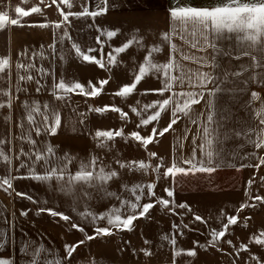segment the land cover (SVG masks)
<instances>
[{
  "label": "snow or ice",
  "instance_id": "obj_1",
  "mask_svg": "<svg viewBox=\"0 0 264 264\" xmlns=\"http://www.w3.org/2000/svg\"><path fill=\"white\" fill-rule=\"evenodd\" d=\"M53 4L57 3V0H52ZM61 4L66 5L68 8L72 7L70 0H60ZM113 5V0H89L88 7H82L81 11L78 12H63L60 11V16L63 18L62 22H57L51 25L52 31V42L47 45V51L49 56L53 59L57 58L58 50L57 45H64L66 40H71V36L67 28L61 32H58L62 28V25L69 22V18L73 17L75 19H85L91 18L94 22L97 18L102 17L107 14ZM41 9L39 7H32L30 11H26L21 7L15 8L16 18H9L6 12L0 13V30L5 29L6 26L12 27H25L26 25L21 24L20 18L28 17L30 13H39ZM169 31L162 32L160 35L161 44H169L172 53L181 52V49L173 43V37L178 36L185 43H189L190 47L196 49L198 52H206L207 49H212L213 56L211 62H209L206 56H189L181 52L182 59L191 60L193 63L199 64L201 68L211 67L215 69L218 67L216 64V56L219 55L223 49L219 46L221 42H231L233 38L238 45L247 43L254 51L264 53V0H221L219 3L195 6L191 4L180 5L178 0H173V5L169 8ZM30 27H40L49 28L50 25L47 23H40L38 25H27ZM87 28L95 29L97 35L95 36V42L99 45V51L103 52L104 45L116 38L120 34V29H109L107 26H98L94 23L87 24ZM134 30L130 34L126 41L122 42L118 46H110V50L107 53V59L101 56L97 58L95 53L97 49L92 46H87L86 49H82L81 45L77 42H72L69 52H74V58L78 61H82L89 64L98 65L100 68H105L106 65H116L117 56L119 54H125L127 50L131 49L134 45L144 48L145 46L141 44L142 38L136 35ZM191 37V41H189ZM103 38V39H102ZM203 44H200V41ZM162 52L161 45H153L150 48H146V55L143 57V61L139 63L138 72H134V80L119 88L115 92L117 97L126 98L134 92L137 85L149 74L158 75L162 87L154 90L161 97L165 93H169L167 98L158 99L152 103L145 104L143 106V111L147 112L149 109H154L152 114L147 115V118H142L139 121L137 127L141 125H149L153 121H158L161 117V113L166 109L171 107V121L159 131L158 135L163 136L173 125H175L182 116L188 117L193 125H198L197 136H193V143L196 142L197 137L200 138L201 143L198 145L201 153L206 155L207 160H197L195 149L190 158L184 159L183 163L189 165L186 169L182 166H178L175 161H173L172 166L168 167L163 173L164 177L169 176L175 178L177 174L188 175L196 173H212L216 169L210 165L213 163L214 153V143L219 140L218 129L220 127L218 121H216V116L218 113L217 105L219 103V96L231 92L230 89H225L223 85L228 83V76L235 75L239 76L242 74L241 71L235 73H225L223 78L214 75L212 72L208 71H193L191 69L185 70L183 65L178 63L174 57L169 58L167 62H155L153 59V54H159ZM115 54V55H114ZM20 56H27V50L19 53ZM224 55H230V52H224ZM243 56H250L251 53L243 52ZM32 56H38L41 59H46L45 50L42 48L40 52H32ZM239 59L240 57H235ZM59 59L63 60V49L59 54ZM253 61L252 68L260 69L264 68V64H261L256 56H251ZM9 65L8 58H0V72H3ZM35 65L32 63L23 64L17 63V68H22L25 71L34 68ZM42 76H52V84L50 94L59 101L65 100L69 94H78L87 97H97L101 91L103 85H106L109 81L107 79L99 80V87L94 85L91 81L88 82L87 86L78 81H65L63 77L57 81L53 72L46 71L44 68L37 69ZM242 71H248L245 67ZM177 73V74H174ZM20 80L32 81L34 78L31 75L19 77ZM254 82L261 83L258 76L254 75L252 77ZM38 87L37 92H40L41 85L39 80L36 81ZM185 84L189 88L195 89L190 91H176V87L183 88ZM211 85V87H209ZM23 89L17 88V91ZM207 96V99L205 97ZM260 95L256 92H252L249 100V104L252 101L260 100ZM204 101L205 112H201L200 115H206V120L203 123H199L198 117L193 118L190 113L193 111V106L199 105L201 101ZM0 104V107H3ZM10 106V104H9ZM22 107L24 108L25 117L29 128L24 130V135L21 137L24 141L30 144L31 150L25 152L23 148L21 149L20 156L27 157V162L22 161L19 165L20 169H26V175L4 178L0 177V190L7 192L8 190L15 191L13 188V180L15 179H29L33 182L43 185L46 189L51 188L53 193L64 196L70 201L69 207L80 220L85 223H89L94 226L93 235L85 234V240L92 241L99 237H109L114 234L113 230L118 232L132 231L134 228V221L140 218H146L156 204H159L162 208L168 209L171 204L172 207H178L180 209H188L191 212V208L186 203L175 204L174 201L164 198H157L155 203H143L141 200L146 195L148 198L155 196L154 188L156 185L154 183L141 184L136 183L129 187L127 184L123 185V190L130 193L132 198H122L117 193L109 191L106 187L107 184L115 177H117V172L114 170H106L105 166L101 165L97 169L98 158L93 156L88 162L81 159L78 162L77 170L73 173L69 171V165L73 162L74 158L69 154L64 153L62 155H57L55 148L46 140H42L40 144H37L32 138V132L35 131L36 136H41L42 134L47 136H54L58 133V129L61 127L62 116L58 108L53 106L51 103H43L33 101L32 103L25 102ZM75 111V109H73ZM89 111H94L97 114H103L105 111H111L113 113H119L120 119L125 120L127 114L124 113L119 107H96L94 109H89ZM133 112H136V108H132ZM222 111V110H221ZM139 114V113H138ZM42 117L40 123L37 122L36 116ZM83 115V114H81ZM256 117L259 118V125L264 126V103H261L260 107L255 110ZM221 119H224L221 116ZM82 122V121H81ZM216 123L217 128H213L212 125ZM23 129V123L20 125ZM122 131L120 130H97L95 131L94 137L98 141V146L101 148H107L109 145L106 142L113 141L115 138L122 137ZM157 135V129L152 128V135L147 137L141 136L139 132L133 131L130 133L131 139L139 142L143 146H147L153 142L154 136ZM239 137L244 135L247 142L254 146L256 149H264V127L257 129H249L247 133L241 134L236 133ZM255 135V139L252 136ZM4 141H0L3 144ZM150 156H155V153H150ZM250 155L255 156V153ZM19 159V157H17ZM0 160L8 162V157L4 154L3 150L0 149ZM259 164L254 165L259 168L261 164H264V156L259 157ZM119 163V161H118ZM43 169L42 172L37 171V167ZM253 165H241L240 167H252ZM121 168L127 167L129 170H144L147 171L149 165L143 161L129 162L127 165L120 163ZM160 165H157L152 169L154 172H159ZM239 170V169H237ZM264 180V178H261ZM54 182V183H53ZM253 183L252 180L248 181L249 186ZM86 186L89 188H95L98 194H101L102 199L115 198L119 201V206H110L105 211L97 214L91 210L85 208L84 211H77V207L80 203V197L77 195L78 186ZM81 192H84V188H80ZM167 197L171 198L174 196V192L170 188L164 189ZM16 197H20L27 200L33 204H41V201L34 199L31 195L24 192H15ZM88 199H91V194L85 193ZM245 195H248L247 190ZM134 198V199H133ZM257 201L264 202V198L256 196L254 198ZM44 204L47 201L43 202ZM245 207H254L252 204H241L238 211H242ZM5 209L0 208V214H4ZM42 213H47L50 217H59L61 221H70V217L63 212L53 210V208H48L45 206H40L37 208L35 215L39 216ZM27 210L21 211V216H26ZM194 215L196 221H202L200 215ZM0 221L4 223H10L5 215H0ZM100 221H106L107 226L105 227H95V225ZM238 221L237 216H229L227 218V223L223 224L224 230H211V239L206 245H201L204 250H207L208 246L217 247L218 241H220L226 235V230L231 225H236ZM178 225H173V228H178ZM184 227H187L185 225ZM71 228L77 229L80 232H84V228L80 227L77 223H72ZM4 233L0 231V241L3 240ZM264 232L260 233L259 236L253 238V242L256 245H264ZM85 240L78 241L75 245H64V255L56 258L49 259L47 256L48 249L43 245L33 246L30 243L26 244L21 251H24L28 257V264H62L65 260L70 261L73 257L74 252L83 244ZM161 241H166L172 249V254L174 261L177 258L186 256L188 258H193L197 255L195 250H183L177 246V239L175 237H170L168 234H162L160 236ZM148 243V241H145ZM199 242L194 241L193 244L197 245ZM229 245L232 241H227ZM3 244L0 243V248ZM217 250H220L217 248ZM239 250L247 251L248 246L241 244ZM145 255H151V253L145 250ZM252 260L257 261V264H264L259 257L253 255ZM0 264H14V261L9 258H0ZM185 264H188L185 261Z\"/></svg>",
  "mask_w": 264,
  "mask_h": 264
},
{
  "label": "crops",
  "instance_id": "obj_2",
  "mask_svg": "<svg viewBox=\"0 0 264 264\" xmlns=\"http://www.w3.org/2000/svg\"><path fill=\"white\" fill-rule=\"evenodd\" d=\"M70 3L72 4L71 8L61 4L60 0H57L56 4H53L52 0H0V13L6 12L9 18H16V7H21L26 11H30L32 7L41 9L39 13H30L28 17L20 18L21 24L26 25L25 27L6 26L5 29L0 30V58L9 59L8 67L0 72V104L4 105L0 107V141H4L3 144H0V149L8 157V162L0 160V177H23L26 175V169L19 168L22 161L27 162V157L20 156L21 149L23 148L25 152L31 150L30 144L21 139L25 134L24 130L30 127L24 119L25 112L22 105L25 102L30 104L36 101L41 105L51 103L60 110L62 122L58 133L54 136L44 134L36 136L35 131H33L32 138L37 141L38 145L42 140L49 142L55 148L57 155L67 153L73 157L74 160L69 165L70 172L74 173L77 170L78 162L81 159L88 162L91 157L95 156L91 113L87 110L84 97H82L83 102L79 96L75 97L74 94H70L63 101L56 100L50 94L52 76H42L37 69L44 68L46 71L53 72L57 81V75L65 74L64 78L67 81H78L85 86L90 81V73L93 72L132 70L134 80L133 73L138 72L139 63L143 61V57L147 54L146 48L161 45L160 0H113V5L107 14L97 18L94 22L91 18L85 20L70 17L69 22L63 24L58 32L62 33L64 28H67L72 39L70 41L66 40L62 46L57 45L58 55L57 58L53 59L49 56L47 45L52 42L53 29L51 25L63 21L59 14L60 11L65 13L69 11L78 12L82 10V7L89 6V0H70ZM40 23H47L50 27L42 29L27 26ZM91 23L101 27L107 26L109 29H120V34L104 45L103 52L99 51L100 46L95 42V36L97 35L95 29L86 27L87 24ZM134 30H138L136 35L142 38L141 44L145 47L141 48L134 45L125 54H119L116 65H106L105 68H100L95 64L78 61L74 58V52L68 51L71 43L77 42L82 49H86L87 46L95 47L97 51L92 54L96 55L97 58L103 56L106 61L110 46L120 45L129 38ZM42 48L48 58L41 59L38 56H32L33 51L40 52ZM61 48L63 49V60L59 59ZM25 50H27L28 55L20 56L19 53ZM153 59L155 62H162V53H154ZM17 63H32L35 67L25 71L22 68H17ZM21 75H31L34 79L32 81L20 80ZM37 80L42 86L40 92L36 91L38 87ZM154 83L155 75L149 74L134 90V98L142 110L141 119L147 118V115L152 114L154 111V109H149L147 112L143 111L145 104L155 101ZM156 85L157 89L162 87L158 76ZM17 88L23 90L17 91ZM35 118L38 123L42 121V117L39 115ZM22 123L24 125L23 129L20 127ZM157 124L158 121H153L149 124L146 132L141 129L140 131L144 137L152 135V128L157 129ZM163 128L164 126L161 130ZM155 140H157V135L154 136L153 142ZM153 142L149 144V150ZM158 164L165 167V162H158ZM37 171L42 172L43 169L38 166ZM80 187L78 186V188ZM13 188L15 191L8 190L5 192L0 190V208L5 209V213L0 215H5L10 222L0 221V231L4 233L3 240L0 241L3 244V247L0 248V258H9L14 261V264H28V257L21 249L30 243L33 246L43 245L48 249V258L52 259L64 255L65 244L75 245L78 241L85 240V234L93 235L94 226L80 220L69 207V203L62 200V198L59 199L57 193H53L51 188L46 189L39 183L23 178L13 180ZM16 191L27 193L42 203L39 205L33 204L16 197ZM44 201H47V203L44 204ZM40 206L63 212L71 219L65 222L61 221L59 217H50L47 213L37 216L35 212ZM92 206L96 205L91 200H88V202L80 201L77 211H84L85 208L91 210ZM22 210H27L28 214L21 216ZM72 223H77L80 227H83L84 232L71 228ZM95 227L105 226L103 223L98 222ZM113 236H119V234H113L109 237ZM96 239L92 241L85 240L76 249L71 260H65L62 264H168V261L98 263L94 259L98 251L97 248L101 242L109 243V240ZM118 248L115 246L114 251L117 252ZM103 253H111V251L105 250Z\"/></svg>",
  "mask_w": 264,
  "mask_h": 264
},
{
  "label": "rangeland",
  "instance_id": "obj_3",
  "mask_svg": "<svg viewBox=\"0 0 264 264\" xmlns=\"http://www.w3.org/2000/svg\"><path fill=\"white\" fill-rule=\"evenodd\" d=\"M64 75L65 74L57 75L58 81L61 77L64 78ZM90 76V81L98 87L100 86L99 80L101 79H107L109 82L103 85L101 93L95 98L74 94L76 95L75 97L79 96L81 100L82 97H84L87 110L89 111L90 108L94 109L96 107L114 106L119 107L127 114V118L121 120L119 113L105 111L103 114H97L94 111H89L91 113L94 153L95 157L98 158L97 169L103 165L106 170H114L118 174L106 187L109 191L117 193V195H120L122 198H132L130 193L123 190V185L127 184L131 187L136 183H154L156 185L154 188L155 196L148 198L145 190V197L141 200V204L149 202L155 203L157 198L166 199V193L164 191L166 188V178L163 175L165 167L160 166L158 173L152 171L153 168L159 165L158 162H165L164 135H158L159 131L164 126V113H161V117L158 120L157 140L153 142V145H150L151 149L149 150V145L145 147L130 137L131 132L140 131V129L146 132L149 127V125L137 127L142 117V110L134 98V92L126 98L117 97L115 95V92L118 91L120 87L133 81L132 70L93 72L90 73ZM157 76L158 75H155V90L157 89ZM64 79L67 82V79ZM154 96L155 101L163 99V97L156 92ZM132 108H136L137 111L133 112ZM97 130H120L123 135L122 137L115 138L113 141L106 142L109 147L101 148L98 146V141L94 137L95 131ZM139 134L144 136L141 131ZM150 153H155L156 155L150 156ZM132 161H143L149 165V168L147 171H137L129 170L127 167H120V163L127 165ZM80 188H84V192H81ZM80 188H77V195L80 197V201L88 202V200H91L92 203L96 205L91 207V211L94 213L99 214L110 206H119V201L115 198L102 199L101 194H98L95 188H89L83 185H81ZM85 193L91 194L92 198L88 199ZM57 196L59 199L62 198V200L70 204V201L64 196L59 194H57ZM100 222L103 223L104 226H107L106 221ZM114 234H119V236L97 238L101 241L109 240V243L101 242L97 248L98 251L94 259H96L98 263H114L115 261H168V243L160 240L162 234H167V209L162 208L159 204H156V206L150 210L146 218H140L134 221V228L132 231L118 232L114 230ZM145 241H148V243H145ZM115 246L119 247L117 252L114 251ZM105 250H110L111 253H103ZM145 250L149 251L151 255H145Z\"/></svg>",
  "mask_w": 264,
  "mask_h": 264
}]
</instances>
